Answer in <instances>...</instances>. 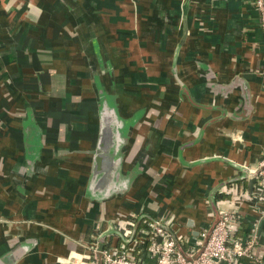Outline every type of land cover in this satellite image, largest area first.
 Instances as JSON below:
<instances>
[{"label":"crops","instance_id":"0c3cea01","mask_svg":"<svg viewBox=\"0 0 264 264\" xmlns=\"http://www.w3.org/2000/svg\"><path fill=\"white\" fill-rule=\"evenodd\" d=\"M104 104L120 143L96 163ZM263 155L253 0H0V264L127 244V215L132 234L169 215L192 242ZM241 212L260 261L238 264H264V206Z\"/></svg>","mask_w":264,"mask_h":264},{"label":"built area","instance_id":"2783aa9c","mask_svg":"<svg viewBox=\"0 0 264 264\" xmlns=\"http://www.w3.org/2000/svg\"><path fill=\"white\" fill-rule=\"evenodd\" d=\"M253 2L259 12V24L264 28V0ZM243 168L250 188L237 194L232 192L231 186L223 188L222 192L230 196L226 200L227 207L219 206V202L222 203L219 201L209 209L210 219L200 226L192 242L169 215L145 223L146 226L134 234L131 230L134 223L123 221L119 225L123 228V236L130 239L127 244L99 247L98 234L85 253L75 254L69 261H59L73 264H238L241 258H248L259 262L253 253L257 231H249L244 237L238 232L243 221L241 207L247 204L262 209L264 206V155L256 167ZM143 253L149 260L142 258Z\"/></svg>","mask_w":264,"mask_h":264},{"label":"water","instance_id":"95a60500","mask_svg":"<svg viewBox=\"0 0 264 264\" xmlns=\"http://www.w3.org/2000/svg\"><path fill=\"white\" fill-rule=\"evenodd\" d=\"M118 119L112 107H108L107 105H103L102 109L100 110V117H99V135L97 140V151L95 156V162L103 161L104 153L106 152L105 149L107 148V138L114 137V143H120V136L118 135ZM110 154L107 153L106 157ZM107 159V158H106ZM115 187H110L112 190ZM105 192L104 196H107L109 190ZM61 264H69V263H62Z\"/></svg>","mask_w":264,"mask_h":264},{"label":"trees","instance_id":"16d2710c","mask_svg":"<svg viewBox=\"0 0 264 264\" xmlns=\"http://www.w3.org/2000/svg\"><path fill=\"white\" fill-rule=\"evenodd\" d=\"M233 182H229V185H231ZM235 183V182H234ZM222 198V197H221ZM223 199V198H222ZM217 200V199H216ZM226 200V199H225ZM219 201H221V199L220 200H218L217 202H219ZM129 216V217H128ZM136 220V221H135ZM123 221H127V222H132V223H134V227H138V226H140L141 225V223H142V221L140 222L139 220H137V219H135L132 215H127V216H125V219L123 220ZM121 224H123V222L121 223ZM142 226V225H141ZM115 239H109L108 241H107V244H104V247H107V246H117L118 245V243H116L115 241H114ZM244 262V261H243ZM244 264H249L248 262H246V263H244Z\"/></svg>","mask_w":264,"mask_h":264}]
</instances>
